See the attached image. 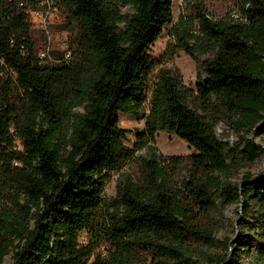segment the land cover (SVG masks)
Here are the masks:
<instances>
[{
	"label": "trees",
	"instance_id": "obj_1",
	"mask_svg": "<svg viewBox=\"0 0 264 264\" xmlns=\"http://www.w3.org/2000/svg\"><path fill=\"white\" fill-rule=\"evenodd\" d=\"M39 3L0 0V264H193V252L215 245L218 199L241 203L244 216L257 205L263 240L264 179L226 180L259 154L249 137L264 136V0H234L236 20L198 8L195 30L174 29L177 50L196 64L210 57L195 91L149 55L173 0H53L71 58L43 61L30 16ZM120 115H143L132 147ZM219 123L236 146L217 138ZM159 133L193 152L158 155ZM254 245L243 239L207 264H241L238 250ZM251 261L264 264V244Z\"/></svg>",
	"mask_w": 264,
	"mask_h": 264
},
{
	"label": "rangeland",
	"instance_id": "obj_2",
	"mask_svg": "<svg viewBox=\"0 0 264 264\" xmlns=\"http://www.w3.org/2000/svg\"><path fill=\"white\" fill-rule=\"evenodd\" d=\"M198 8L214 20L238 19L239 15L236 9L234 0H173L172 3V24L163 30L158 41L152 46L149 51L151 59L156 64V70L159 69H174L177 70L182 78L185 87L195 91L196 82L199 77H204L203 71L200 68L204 61L210 59L209 56L201 57L199 64H196L185 52L177 50L174 44V29L179 30H195L196 24H190L192 15L198 11ZM130 13L127 8L121 9V14ZM33 20V37L38 48L43 51H48L51 59L57 57H65L69 53V33L64 30L65 16L56 8L55 11L44 12L39 11L32 15ZM181 28V29H180ZM190 107L196 110L199 114L202 111L194 101H190ZM119 127L127 130L129 133L125 138V145L132 147L134 138L137 132H140L144 127L143 115L139 117L120 115ZM217 138L234 147L238 144V137L230 128L219 123L215 127ZM249 139L260 149L259 154L250 159L243 157L240 167L233 170L229 174L227 183L241 186L246 175H250L252 180L258 182L260 178L264 179V136L254 137ZM155 147L158 155L165 157H185L193 151L187 145L175 136L165 133H159L156 138ZM144 152L138 153L137 156H144ZM131 176L127 169L123 172ZM186 171L181 172L178 177L182 180ZM117 174H112L111 182L107 185L104 191V197L107 200H112L115 197L116 184L118 180ZM180 184L171 185V189L179 190ZM217 208L213 214V221L217 225V233L215 236V245L212 248H200L192 253L193 264H207L209 260L215 257L229 256V248L233 247L236 242L243 239L254 241L255 245L250 249L251 254L260 250L264 239L258 237L259 221H257L258 206L253 202H248L249 213L247 216L243 214L241 203L235 205H226L219 199L216 200ZM84 237V235H82ZM228 243L227 246L223 242ZM238 258L241 264H253L251 254H247L243 250H238ZM10 256L4 259L3 264H10Z\"/></svg>",
	"mask_w": 264,
	"mask_h": 264
},
{
	"label": "built area",
	"instance_id": "obj_3",
	"mask_svg": "<svg viewBox=\"0 0 264 264\" xmlns=\"http://www.w3.org/2000/svg\"><path fill=\"white\" fill-rule=\"evenodd\" d=\"M55 9H56V7L53 3V0H40L38 9L32 11L30 14L31 20L33 19L32 15L34 13L37 14V13H39V11H44L45 13L46 12L48 13L52 10L55 11ZM32 24H33V20H32ZM33 26H34V24H33ZM48 58H50V56L48 55V51H46V50H43V51L40 50L39 51V59L40 60L43 61V60H46ZM68 58H69V53L65 57H63V59H65V60H68Z\"/></svg>",
	"mask_w": 264,
	"mask_h": 264
}]
</instances>
